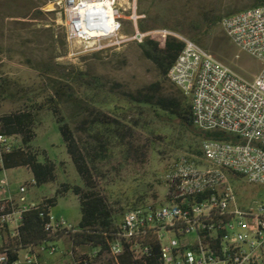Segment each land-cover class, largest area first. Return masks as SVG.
<instances>
[{
	"label": "built area",
	"instance_id": "2783aa9c",
	"mask_svg": "<svg viewBox=\"0 0 264 264\" xmlns=\"http://www.w3.org/2000/svg\"><path fill=\"white\" fill-rule=\"evenodd\" d=\"M137 1L130 7V0H54L52 6L65 15L68 43L89 52L142 45L152 35L179 40L183 49L167 78L192 97L195 128L228 139H206L202 157L177 160L163 176L165 196L126 211L105 243L76 247L70 237L78 226L51 214V197L32 201L31 185L15 188L7 179V159L27 149L21 136L0 132V264H40L42 254L57 252L55 240L22 244L25 215L34 210L49 238L69 237L74 264H121L124 255L132 264H264V196L245 190L264 186V4L220 21L228 39L262 64L248 79L182 35L141 31Z\"/></svg>",
	"mask_w": 264,
	"mask_h": 264
},
{
	"label": "rangeland",
	"instance_id": "374dc122",
	"mask_svg": "<svg viewBox=\"0 0 264 264\" xmlns=\"http://www.w3.org/2000/svg\"><path fill=\"white\" fill-rule=\"evenodd\" d=\"M53 1L0 0V83L6 93L0 96V117L36 106V138L32 148L43 153L41 162L48 159L57 169L56 181L41 186L34 182L33 173L26 167L9 169L5 174L15 188L31 185L28 194L35 202L54 197L64 184L83 187L59 126L47 109L48 104L45 105L51 95L50 79H57V73L83 74L86 82L75 87L76 93L85 99L82 120L93 125L105 119L102 115H114L120 121L118 140L108 145L106 156L93 158L94 164H90L98 188L112 208L121 211L120 220L135 205L165 196L163 176L182 156L193 155L190 142H195L183 137L177 126H172L174 131L170 132L162 129L158 119L146 118L133 103L150 100L156 104L162 98H175L191 105L192 97L161 74L156 64L145 56L141 45L132 43L102 52L70 45L65 15L52 6ZM252 7L254 0H138L136 3L137 14L142 17L139 22L143 21L148 31L165 29L182 35L248 79L260 72L261 62L235 46L224 34L220 21L215 24V19ZM131 13L129 10L127 16ZM133 30L132 23L125 21L124 33L131 35ZM193 36L202 39L203 45ZM49 69L55 74L48 72ZM105 101H113L114 113L103 106ZM74 128L81 149L88 150L93 157L98 142L88 134L87 127L75 125ZM246 187L245 190L261 192L264 196V186ZM51 214L77 227L81 221L78 198L72 192L59 196ZM55 244L57 252L42 254L40 263L74 264L71 243L61 240Z\"/></svg>",
	"mask_w": 264,
	"mask_h": 264
},
{
	"label": "trees",
	"instance_id": "16d2710c",
	"mask_svg": "<svg viewBox=\"0 0 264 264\" xmlns=\"http://www.w3.org/2000/svg\"><path fill=\"white\" fill-rule=\"evenodd\" d=\"M263 4L262 0H254V7ZM222 18H216L215 24L216 21H221ZM139 28L143 32L149 30L143 21L139 22ZM193 39L203 45L202 39L194 38V36ZM141 46L144 48L145 56L156 64L164 76L167 75L183 49V44L179 40L171 36L162 35L148 37ZM49 71L51 73L55 72L51 69ZM57 74H59L57 79H50L51 95L45 102V105L48 104L47 109L52 112L59 126L67 153L76 167L78 175L83 182V187L64 184L47 203L51 208H54L59 196L72 192L80 203L81 221L78 225L79 233L70 238L76 247L83 245L96 247L105 243V235L107 237L111 236L115 224L119 221L121 211H115L109 204L106 195L98 188L93 179L90 164H94L93 158L106 156L108 145L118 140L121 129H119L120 121L114 115H111L112 117L102 115L106 120L100 119L98 123L88 125L85 120H82V115L85 112L83 111L85 110V99L83 96L78 95L75 89V87L83 85L86 82V77L79 73L63 72ZM87 86L86 90H89L90 85ZM2 94L6 93L4 92L3 85L0 83V96ZM86 106H90V103H87ZM103 106L109 112H115L116 106L113 105V101H105ZM133 106L140 108L146 118L151 117L152 120L158 119L162 129L170 132L174 131L172 126H177L179 133L183 137L195 140L193 143L190 142L195 157H202V141L206 139H228V137L219 132H202L196 129L192 121V104L187 105L186 101L182 99L162 98L156 104L150 102V100L135 101ZM31 107L30 109L0 117V132L21 136L22 143L27 149V151H16L10 155L7 159L6 168L9 170L26 167L33 173L34 182L38 186L48 185L56 181L57 169L55 163L48 159L45 162H41L40 156L43 153H39L32 148V143L36 138L34 130L37 123L36 112L38 110L36 106ZM75 125H80L83 129L87 127L88 134L93 136L98 142V147L94 150L93 157L88 150L83 152L81 149L74 128ZM192 144H195V146H192ZM134 207L137 206L135 205ZM63 237H65L63 234L57 235L56 239L48 237V234L44 231V221L40 218L39 211L34 210L25 215L20 236L24 246L40 245L47 240L58 241ZM121 264H132V262L128 256L124 255L121 257Z\"/></svg>",
	"mask_w": 264,
	"mask_h": 264
},
{
	"label": "crops",
	"instance_id": "0c3cea01",
	"mask_svg": "<svg viewBox=\"0 0 264 264\" xmlns=\"http://www.w3.org/2000/svg\"><path fill=\"white\" fill-rule=\"evenodd\" d=\"M32 145H33V144H32ZM61 240H68V241L71 243V241H70L69 237H66V236H65V237H63L62 239L58 240V241H61ZM41 256H42V255H41ZM41 256H40V257H41ZM40 264H41V263H40Z\"/></svg>",
	"mask_w": 264,
	"mask_h": 264
},
{
	"label": "bare ground",
	"instance_id": "6f19581e",
	"mask_svg": "<svg viewBox=\"0 0 264 264\" xmlns=\"http://www.w3.org/2000/svg\"><path fill=\"white\" fill-rule=\"evenodd\" d=\"M122 2H127V0H121Z\"/></svg>",
	"mask_w": 264,
	"mask_h": 264
}]
</instances>
